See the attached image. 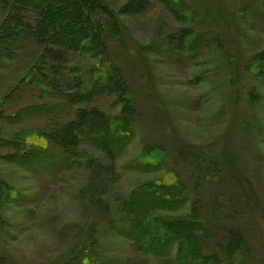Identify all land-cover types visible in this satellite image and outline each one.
<instances>
[{
    "label": "rangeland",
    "instance_id": "374dc122",
    "mask_svg": "<svg viewBox=\"0 0 264 264\" xmlns=\"http://www.w3.org/2000/svg\"><path fill=\"white\" fill-rule=\"evenodd\" d=\"M99 1L94 54L0 0V264H264V0Z\"/></svg>",
    "mask_w": 264,
    "mask_h": 264
},
{
    "label": "trees",
    "instance_id": "16d2710c",
    "mask_svg": "<svg viewBox=\"0 0 264 264\" xmlns=\"http://www.w3.org/2000/svg\"><path fill=\"white\" fill-rule=\"evenodd\" d=\"M4 5L8 8L7 21L13 24L11 33H16L24 27L22 24L23 10L29 9L32 11L38 21L33 28V33L41 42L49 33L53 39L58 42L65 49L72 51L91 50L93 53H99L102 42L105 38L110 37L116 33V21L109 18L107 15L108 9L102 6L99 0H3ZM25 28H30L25 24ZM24 29V28H23ZM10 34L9 36H12ZM94 53V54H95ZM255 64V69L264 70L263 65ZM82 121H74L73 128L70 133L72 139L78 138L80 133V125ZM77 141V140H76ZM26 156L15 154L21 164L25 166H33L40 161L47 160L48 155L44 149L29 148ZM160 229L157 233L152 234L150 245L162 248L163 245L157 242L158 233L161 230L166 231L167 226L162 223L159 224ZM188 235V234H187ZM192 240L195 236L190 235ZM177 237V232L173 237ZM161 239L163 237L161 236ZM180 240H187V247L194 246L190 242V237L183 236ZM191 243V244H190ZM187 249V248H186ZM182 251H188L184 248ZM196 253V252H195Z\"/></svg>",
    "mask_w": 264,
    "mask_h": 264
}]
</instances>
